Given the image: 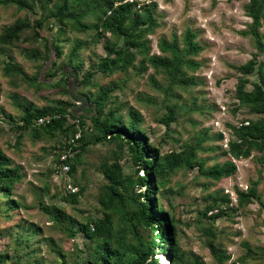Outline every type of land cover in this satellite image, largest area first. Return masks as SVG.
<instances>
[{"label": "rangeland", "instance_id": "374dc122", "mask_svg": "<svg viewBox=\"0 0 264 264\" xmlns=\"http://www.w3.org/2000/svg\"><path fill=\"white\" fill-rule=\"evenodd\" d=\"M57 1L46 0L43 3L42 0L33 12L19 8L15 3L0 4V34L7 26L24 21L27 15L34 21L48 13L53 2ZM152 1L157 3L155 17L159 25L146 36L149 54L162 53L159 42L162 39L171 41L175 35L183 47L182 36L187 28H191L197 33L196 40L204 47L195 56L201 63L200 68L189 72L195 76L194 85L182 87L171 83L165 72L157 70L144 53H138L137 47L133 48L137 53L133 65L127 70L115 68L112 73L97 72L90 85H79L74 79L82 80L84 72L93 65L98 66L100 58L106 55V45H113L120 38L106 32L94 42L96 28L76 31L64 24L65 31L61 34V24L54 17L48 18L38 30L43 37H61V55L53 52L52 58L46 60L45 41L36 38V27L31 24L11 43L3 44L4 49L0 50V148L21 165L24 174L12 195L19 202V207L5 210L0 205V253L9 255L5 264H60L62 261L84 264L87 261L93 243L80 224L86 222L89 216L103 215L98 198L101 185L106 180L100 170L101 162L106 159L114 162L116 157L126 174H135L137 165L126 146L123 148L115 142L103 141L91 144L84 151L76 163L75 172L69 173L61 168L57 173L54 169L58 165L56 157L62 137H34L30 130H20L17 126L26 102L40 108L55 101L75 103L74 107H82L75 110L86 111L88 96L93 99L103 87L112 85L115 88L110 94L118 99L109 102L105 111L109 107H120V113L126 119H129L130 108L140 111L143 119L141 127L156 145L161 146L162 151L181 150L187 144L200 143L196 157L202 160L205 168L224 165L228 160L237 166L233 174L222 177L216 183L214 178L201 173L199 164L180 168L161 194L166 208L174 210L184 222L179 229L181 248L186 256L192 259L198 255L201 260L198 264H219L197 224L189 226L186 223L194 222L199 211L204 210L210 194L229 195L234 207L237 206V190L246 189L252 181L258 180L261 200L250 202L244 209L228 210L229 214L213 219V223L218 227L220 241L231 254V259L225 264H238L239 258L248 253L249 261L264 264V256H260L264 252L262 153L254 150L248 158H233L226 154L229 140L235 138L233 126L244 119H256L262 115L240 105L236 93L242 77H248L246 89H251L253 82L259 81L258 73L244 76L240 66L254 54H258L259 60L264 59V50L257 48L254 37L242 32L252 22L246 11L249 0H140V3ZM74 8L78 9V6ZM85 21L96 22L92 16ZM260 31L264 41V18ZM76 40L85 43L78 50L75 64L79 65V70L77 75L71 73L68 92V85L56 82L63 76L59 67L68 62ZM6 63L19 66L21 72L6 75ZM39 73L37 85L30 84L29 79L39 76ZM170 108L175 109L176 118L166 125L162 117L169 113ZM89 113L86 111L83 127L89 130L91 136L97 132L92 127ZM80 120L70 117L69 123L79 124ZM211 182L208 187L205 186ZM75 183L85 187L78 204L64 199L68 196L69 185ZM46 184L49 192L43 190ZM61 210L68 217L59 222L55 214ZM21 221L37 223L41 227V231L30 240L31 248L18 246L20 238L30 235L24 230L26 226L19 224ZM69 226L77 231L74 237L68 234ZM148 232L143 229V233ZM248 246L253 249L252 256ZM31 250L35 252L30 253Z\"/></svg>", "mask_w": 264, "mask_h": 264}, {"label": "trees", "instance_id": "16d2710c", "mask_svg": "<svg viewBox=\"0 0 264 264\" xmlns=\"http://www.w3.org/2000/svg\"><path fill=\"white\" fill-rule=\"evenodd\" d=\"M40 1L42 0H0V4L15 3L19 8L33 12ZM45 2L46 0L43 3ZM156 5L154 1L140 3V0H58L53 2L48 13L34 21L27 15L24 21L7 26L4 33L0 34L2 43L0 50L4 49V43H11L14 38L19 37L26 26L31 24L36 27L34 29L36 38L45 41L46 60L52 58L53 52L61 55V37L59 35L43 37L38 30L48 18L54 17L61 24L59 29L61 34L65 31L62 27L64 24L76 31L96 28L94 42H97L106 32H111L120 38L121 42L106 45V55L100 58L98 66L93 65L84 72L82 80L74 79L79 85H90L97 72L112 73L115 68L127 70L133 65L136 57L137 53L133 51L135 47L138 48V53L145 54L157 70L165 72L171 83L182 87L194 85L195 76H191L189 72H195L200 68L201 63L195 59V56L204 47L196 40L197 33L191 28H187L182 36L183 47L180 46L179 39L175 35L171 41L162 39L159 42L162 53L149 54L146 36L153 33L159 25L155 17ZM75 6H78V9H75ZM246 11L252 18V22L249 28L242 32L245 35H252L257 48L263 51L264 41L260 27L264 18V0H249ZM88 16L94 17L96 22H86ZM84 43L85 41L76 40L68 55V62H63L59 67L63 76L56 83L68 85L66 87L68 92L71 75L78 74L79 65L75 64V60L78 50ZM34 54L37 55L35 51ZM240 70L244 76L258 73L259 81H254L253 87L246 89L245 83L248 77H242L236 89L238 102L262 115L256 119H244L239 125L233 126L235 138L229 140L226 154H230L233 158H248L254 150H257L262 153L260 160L264 162V59L259 60L258 54H254L240 66ZM14 71L21 72V69L10 63L5 64L6 75ZM38 78L40 73L34 79H29L30 84L37 85ZM114 88L115 85L103 87L93 99L88 96L89 105L86 111L91 112L88 115L92 127L97 132L91 136L89 130L83 127L85 124L83 118L87 116L86 111L79 112L75 109H81V105L74 107L75 103L68 102L62 104L55 101L41 108L35 107L32 102H26L17 128L30 130L34 137L57 135L62 137L56 157L58 165L54 169L57 173L61 171L64 164L70 165L69 173L75 172L76 163L84 151L91 144L103 141L115 142L123 148L126 146L134 164L137 165L135 174H126L116 157L114 162H110L109 159L101 162L100 170L106 179L98 195L103 215L89 216L86 222L80 224L93 243L84 264H198L201 261L198 255L189 259L182 251L179 226L184 222L174 210L166 208L162 201L164 196L161 194L166 191L171 177L180 168L199 164L201 173L214 178L216 183L222 177L233 174L237 166L233 161L228 160L224 165L216 164L205 168L202 160L196 157V150L200 148V143L187 144L181 150L162 151L161 146L156 145L141 127L143 119L140 111L130 108L129 119L120 113V107H109L105 111L109 102H115L118 99L110 94ZM175 115V109L170 108L169 113H166L162 120L169 125L176 118ZM70 117L81 118V123L70 124ZM40 118L43 120L40 121ZM19 138L18 136V144ZM64 154H67L65 159H63ZM142 170L144 173L141 174ZM23 177L21 165L16 164L14 159L0 148V200H2L0 205L5 210L19 207V202L12 195L17 183ZM209 184L212 182L206 183L205 186L208 187ZM258 184L259 181L254 180L246 189H238L237 206L234 207L231 205L229 195L210 194V198H206L204 210L199 211L194 222L186 223L189 226L197 224L201 236L205 237L206 244L219 264L229 261L231 254L220 241L218 227L214 225L213 219L229 214L228 210L244 209L250 202L256 199L261 200ZM46 186L43 190L49 192V186L47 184ZM75 186H78V190L72 192L69 189L68 196L64 199L78 204L85 187L78 183H75ZM144 186L145 188L142 189ZM66 217L68 214L63 210L55 214V219L59 222L64 221ZM69 219L74 220L72 217ZM26 222L28 221H21L19 224L26 226L24 230L30 235L20 238L18 246L31 248L33 245L30 244V240H33L32 237L41 231V227L37 223L26 224ZM143 229H147L148 234L143 233ZM76 232L73 227H68V234L71 237H74ZM248 247L252 256L253 249ZM33 252L35 250L30 251V253ZM249 255L250 253L239 258L238 264H257L249 261ZM260 256H264V252ZM18 257L20 260V254ZM8 258V254L0 253V264H5ZM60 264L67 263L62 261Z\"/></svg>", "mask_w": 264, "mask_h": 264}, {"label": "built area", "instance_id": "2783aa9c", "mask_svg": "<svg viewBox=\"0 0 264 264\" xmlns=\"http://www.w3.org/2000/svg\"><path fill=\"white\" fill-rule=\"evenodd\" d=\"M39 120L42 121L43 119L40 118ZM65 158H67V154H64V155H63V159H65ZM63 169H64L65 171H68V170L70 169V165H68V164H64V165H63ZM69 188L71 189L72 192H75V191L78 190V186H75V185H72V184L69 185Z\"/></svg>", "mask_w": 264, "mask_h": 264}]
</instances>
